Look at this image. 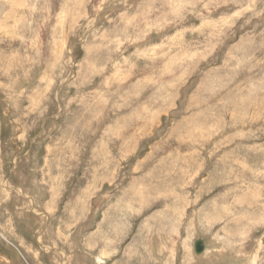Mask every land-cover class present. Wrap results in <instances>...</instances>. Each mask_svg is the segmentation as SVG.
Returning <instances> with one entry per match:
<instances>
[{"label":"rangeland","instance_id":"374dc122","mask_svg":"<svg viewBox=\"0 0 264 264\" xmlns=\"http://www.w3.org/2000/svg\"><path fill=\"white\" fill-rule=\"evenodd\" d=\"M0 264H264V0H0Z\"/></svg>","mask_w":264,"mask_h":264},{"label":"water","instance_id":"95a60500","mask_svg":"<svg viewBox=\"0 0 264 264\" xmlns=\"http://www.w3.org/2000/svg\"><path fill=\"white\" fill-rule=\"evenodd\" d=\"M204 251V245L201 240H197L193 243V253L196 256H199L203 253Z\"/></svg>","mask_w":264,"mask_h":264},{"label":"bare ground","instance_id":"6f19581e","mask_svg":"<svg viewBox=\"0 0 264 264\" xmlns=\"http://www.w3.org/2000/svg\"><path fill=\"white\" fill-rule=\"evenodd\" d=\"M89 50V49H88ZM37 186V185H36ZM8 252V251H7Z\"/></svg>","mask_w":264,"mask_h":264}]
</instances>
